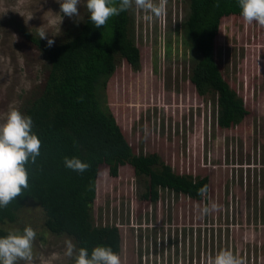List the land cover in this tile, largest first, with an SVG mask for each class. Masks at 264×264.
Returning <instances> with one entry per match:
<instances>
[{
    "label": "rangeland",
    "instance_id": "1",
    "mask_svg": "<svg viewBox=\"0 0 264 264\" xmlns=\"http://www.w3.org/2000/svg\"><path fill=\"white\" fill-rule=\"evenodd\" d=\"M78 7L79 16L68 17L58 0H0V124L10 107L21 111L45 76L42 51L20 27L35 35L44 28L49 38L61 41L86 16V0ZM129 14L141 64L135 69L118 62L104 104L116 113L136 153L156 151L177 173L207 174L210 191L206 199L194 200L162 188L158 201L143 202L144 177L130 165L113 177L103 166L92 222L119 227L122 264H211L222 250L246 264H264V26L228 18L216 37L223 73L250 110L240 124L222 128L217 95L198 96L190 81L199 55L183 30L189 1L168 0L166 13L152 21L135 7ZM212 202L221 210L201 216L199 209ZM2 226L21 234L31 226L37 233L32 260L17 264H74L76 249L72 257L65 255V241L75 245L73 238L52 233L35 201Z\"/></svg>",
    "mask_w": 264,
    "mask_h": 264
},
{
    "label": "trees",
    "instance_id": "2",
    "mask_svg": "<svg viewBox=\"0 0 264 264\" xmlns=\"http://www.w3.org/2000/svg\"><path fill=\"white\" fill-rule=\"evenodd\" d=\"M188 1L190 14L183 30L199 55L190 81L198 96L217 95L218 124L230 128L240 124L250 110L226 79L215 48L222 23L242 17L239 0ZM130 22L128 9L97 28L87 10L79 27L52 47L47 46V40L20 27L25 39L46 59L40 90L21 108L22 114L31 117L32 132L41 140V148L35 162L30 158L25 165L28 187L20 197L0 207V237L10 233L2 224L15 221L27 201L32 200L42 207L45 224L52 233L73 238L76 254L83 247L90 256L96 246L110 247L119 254V227L97 226L91 219L103 166L113 177H118L125 165H130L136 176L144 177L143 202L158 201L162 188L194 200L206 199L198 189L208 185L210 191L207 174L177 173L156 151L136 153L116 113L104 104L103 93L118 62L125 60L135 69L141 64V50L131 34ZM73 156L89 163V169L80 173L67 168L65 157Z\"/></svg>",
    "mask_w": 264,
    "mask_h": 264
},
{
    "label": "clouds",
    "instance_id": "3",
    "mask_svg": "<svg viewBox=\"0 0 264 264\" xmlns=\"http://www.w3.org/2000/svg\"><path fill=\"white\" fill-rule=\"evenodd\" d=\"M60 12L68 17L79 16L80 0H58ZM168 0H86V7L90 13V20L97 28L106 25L110 17L119 15L128 9L142 10L147 13L145 19L152 21L166 13ZM243 20L251 24L264 26V0H239ZM31 18V17H30ZM29 18V19H30ZM63 17L59 23L62 22ZM48 32L40 28L37 35L47 40V46L52 47L55 41L49 38ZM59 33L53 34L57 35ZM32 119L24 115L15 107H10L4 123L0 124V207H6L17 197L22 195L23 189L28 187V171L25 165L34 163L40 154L41 140L32 132ZM67 168L80 173L89 169L90 164L78 157H65ZM209 188L204 185L198 189V194L207 197ZM221 210V205L212 202L199 209L201 216ZM36 231L26 226L23 233L10 232L0 237V264H17L18 261H31L33 258V242ZM65 255L72 257L76 246L71 240L65 241ZM75 264H122L121 257L110 247L96 246L89 256L88 250L81 247L75 258ZM211 264H246L244 258L235 255L230 250L220 251Z\"/></svg>",
    "mask_w": 264,
    "mask_h": 264
}]
</instances>
